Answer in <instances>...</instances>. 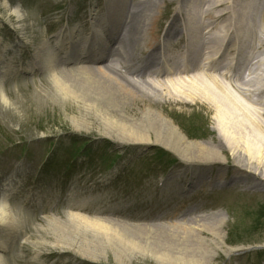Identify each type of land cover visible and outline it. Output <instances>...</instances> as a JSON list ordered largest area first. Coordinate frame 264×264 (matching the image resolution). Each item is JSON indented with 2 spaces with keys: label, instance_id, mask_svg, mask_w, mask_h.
Returning a JSON list of instances; mask_svg holds the SVG:
<instances>
[{
  "label": "bare ground",
  "instance_id": "obj_1",
  "mask_svg": "<svg viewBox=\"0 0 264 264\" xmlns=\"http://www.w3.org/2000/svg\"><path fill=\"white\" fill-rule=\"evenodd\" d=\"M162 1L107 0L108 10L92 17L91 29L83 32L78 28L65 38L57 34L54 41L48 39L37 47L26 69L34 75L43 71L51 85L50 94L77 105L81 113L74 124L78 128L94 118L102 123L106 135L122 143L161 145L173 151L184 161L186 170L228 164L223 153L227 149L238 173L261 170L260 179L264 180V153L256 150L262 145L257 136H245L247 123L254 120L244 110L242 113L243 102L238 97L259 99L252 91L253 82L264 81V60L255 59L257 46L253 45L257 38L261 44L258 48L264 44L256 30L264 27V2L179 0L181 7L176 8L172 22L159 38ZM132 6L130 22L118 30L117 25ZM112 25L116 28L110 30ZM158 43L164 44V52H168L164 65L156 64L152 56ZM240 45H245L242 51ZM9 46L5 44L0 54L3 109L15 108L4 84L15 62V57L8 54ZM239 54L247 59L241 70L232 71L223 65L228 56ZM141 60L144 65L138 63ZM44 91L49 93L48 89ZM198 103L214 113L218 144L188 139L171 118L155 108ZM136 105L145 107L139 115L127 111V107ZM203 174L194 169L195 183L203 180ZM14 189L13 179L0 187V258L5 264H10L6 253L23 228L21 214L10 203ZM225 222V214L218 211L171 224H147L69 209L65 218H46V227L38 226L53 236L50 242L54 248L74 249L94 262L107 260L110 250L118 264L147 258L159 264H206L220 250L231 253L238 249L226 244L222 231ZM30 239L24 237L21 243L37 247L45 243L42 237L43 242L37 244ZM38 256L39 252L34 258Z\"/></svg>",
  "mask_w": 264,
  "mask_h": 264
},
{
  "label": "rangeland",
  "instance_id": "obj_2",
  "mask_svg": "<svg viewBox=\"0 0 264 264\" xmlns=\"http://www.w3.org/2000/svg\"><path fill=\"white\" fill-rule=\"evenodd\" d=\"M20 2L29 11L22 29L10 26L0 16V54L3 46L9 44L8 54H15L17 59L15 70L4 80L15 108L0 106V187L13 179L15 189L10 203L23 220L20 236L6 253L9 263L118 264L110 250L107 260L94 262L74 249L51 245L53 236L38 225L46 227V218H65L70 209L147 224H171L223 212L226 244L238 249L231 253L220 250L206 264H264V180L260 179L263 171L238 173L227 149L223 153L228 164L186 170L184 161L173 151L161 145L122 143L106 135L102 123L94 118L78 128L74 124L81 113L77 105L50 94L51 85L43 71L34 75L26 69L34 50L48 39L54 41L57 34L65 38L78 28H84V32L91 29L92 17L108 10L107 0ZM160 4L163 16L159 38L172 22L176 8L181 7L179 0ZM3 11L0 7V14ZM256 30L257 37L264 38V27ZM259 44L258 38L254 39L255 59L264 60V44L258 48ZM138 63L145 64L142 60ZM253 83L259 99L238 97L243 102L242 113L247 112L256 122L247 123L245 136H257L262 147L256 150L264 153V81L256 79ZM226 86L229 88L228 82ZM143 108L136 105L132 109L127 107V111L139 115ZM155 108L171 118L188 139L219 143L214 113L205 105L169 104ZM194 169L204 172L200 183L194 181ZM181 170L183 176L170 179ZM234 176L241 177L238 181ZM204 235L211 238L210 234ZM24 237L31 238L34 244L43 242L42 237L45 243L37 244L38 247L22 244ZM38 252L39 256L34 258ZM132 264L159 263L147 258Z\"/></svg>",
  "mask_w": 264,
  "mask_h": 264
},
{
  "label": "clouds",
  "instance_id": "obj_3",
  "mask_svg": "<svg viewBox=\"0 0 264 264\" xmlns=\"http://www.w3.org/2000/svg\"><path fill=\"white\" fill-rule=\"evenodd\" d=\"M0 7L4 10L0 16L5 19V22L17 28L23 27V22L27 19L29 11L24 8L20 0H16L14 4L12 0H0ZM0 264H5L2 258H0Z\"/></svg>",
  "mask_w": 264,
  "mask_h": 264
},
{
  "label": "trees",
  "instance_id": "obj_4",
  "mask_svg": "<svg viewBox=\"0 0 264 264\" xmlns=\"http://www.w3.org/2000/svg\"><path fill=\"white\" fill-rule=\"evenodd\" d=\"M231 243H233V244H234V243H236V241H232ZM260 254H261V252H260Z\"/></svg>",
  "mask_w": 264,
  "mask_h": 264
}]
</instances>
